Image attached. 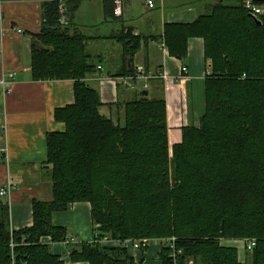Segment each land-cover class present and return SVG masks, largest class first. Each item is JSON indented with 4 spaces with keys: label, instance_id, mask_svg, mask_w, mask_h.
I'll return each mask as SVG.
<instances>
[{
    "label": "trees",
    "instance_id": "trees-1",
    "mask_svg": "<svg viewBox=\"0 0 264 264\" xmlns=\"http://www.w3.org/2000/svg\"><path fill=\"white\" fill-rule=\"evenodd\" d=\"M79 1L41 6L31 78L71 80L74 101L53 112L64 130L45 137L51 201H33L32 224L18 231L0 203V264H66L40 240L65 242L66 230L52 216L77 203L90 206L97 237L72 246L69 263L142 264L122 242L174 238L173 249L161 246V264H264V11L258 25L240 2L218 0L190 23L164 24L170 57L185 60L188 40L198 38L209 63L198 124L182 127L170 145L162 96L137 95L100 114L99 93L85 83L96 72L89 38L60 23L61 2L70 4L63 13L70 19ZM103 2L114 17V0ZM113 37L123 59L141 46L129 30ZM103 238L119 244L102 246ZM228 241L249 243L243 262Z\"/></svg>",
    "mask_w": 264,
    "mask_h": 264
},
{
    "label": "crops",
    "instance_id": "crops-1",
    "mask_svg": "<svg viewBox=\"0 0 264 264\" xmlns=\"http://www.w3.org/2000/svg\"><path fill=\"white\" fill-rule=\"evenodd\" d=\"M53 0H0V80L9 82L4 89L0 85V189L11 185L12 189L0 203L9 210L10 230L18 231L32 224L33 201L49 202L52 185L45 168V137L48 133L62 132L64 125L54 121L55 109L71 105L74 101L71 80L34 81L30 72V52L38 45L36 36L42 26L44 2ZM218 0H152L148 8L145 0H121V15L114 18L104 13L103 0H80L77 10L66 22L70 31L88 37L86 50L96 66V72L85 83L96 89L101 102L100 114L111 115L106 104L125 102L145 91L149 97L162 96L166 106L169 144L180 140L182 127L197 125L193 117V84L204 82L209 63L203 57V42L188 40V53L181 61L170 57L159 48L165 23H190L205 13ZM225 1V0H223ZM70 4H66L64 12ZM110 11V5L108 4ZM17 29L21 30L20 33ZM130 31L141 40L140 48L131 59H123V47L115 39L117 33ZM39 47V45H38ZM143 66L150 71L162 70L165 82L135 80L132 87L113 84L107 77H119L121 71ZM187 74L181 77V68ZM100 68V69H98ZM12 73V78L8 74ZM52 222L66 230L70 243H52V253L65 259L69 250L79 243L92 242L95 235L90 219V206L77 203L63 213L53 214ZM240 250L243 241H228ZM161 245L151 244L145 251L128 249V254L142 264H161L158 253ZM186 264H192L188 261Z\"/></svg>",
    "mask_w": 264,
    "mask_h": 264
},
{
    "label": "built area",
    "instance_id": "built-area-1",
    "mask_svg": "<svg viewBox=\"0 0 264 264\" xmlns=\"http://www.w3.org/2000/svg\"><path fill=\"white\" fill-rule=\"evenodd\" d=\"M223 1V0H221ZM225 1H229V0H225ZM237 2H240L241 5L243 6L244 10L254 19H257V16L262 15L263 11H264V0H236ZM65 2H61L60 6H59V14H61V18H60V23L65 25L66 21L64 18V5ZM145 4L148 8H152L153 7V2L152 0H145ZM121 5L122 2L121 0H114V10H113V15L114 17H119L121 15ZM2 20V15L0 13V21ZM17 32L20 33L21 30L17 29ZM159 48L160 50H162L163 52H167V49L164 45L163 42H161L159 44ZM100 69V68H98ZM181 77H183L184 75L187 74V68L186 67H182L181 68ZM13 74L9 73L8 77L12 78ZM167 79L166 73H164L162 70H156V71H150L145 69L143 66H137L133 72V74L129 75V76H120V77H107L106 80H108L109 82L118 85H122L125 87H132V82L135 80H141L144 82V88H146V85L149 81H153V80H161L163 82H165ZM0 85L6 89L9 87V82L6 81L5 79H1L0 80ZM12 189V186L9 184L4 188L0 189V197H5L9 191ZM95 239H96V234L94 235ZM174 238H168V239H161V240H126L124 242H122V246L126 247L127 250H133V251H145L151 244L153 243H159L161 246L162 245H167L169 246L171 249H173V245H174ZM70 243L68 240H66L65 242H63V244H67ZM99 244H101L102 246H117L119 243L117 241L108 239V238H103L101 240L98 241ZM245 249L249 250L250 249V245L248 244L247 246L245 245Z\"/></svg>",
    "mask_w": 264,
    "mask_h": 264
},
{
    "label": "rangeland",
    "instance_id": "rangeland-1",
    "mask_svg": "<svg viewBox=\"0 0 264 264\" xmlns=\"http://www.w3.org/2000/svg\"><path fill=\"white\" fill-rule=\"evenodd\" d=\"M203 90H204V87H203L202 81L199 84H195V83L193 84V117L195 120H198V121H199V117L202 115L203 107H204ZM248 244L249 243L247 244L239 243L238 244L240 249H242V252L240 250L241 255L239 256L241 262L244 261L243 251H244L245 245L247 246ZM225 245L232 246V244L230 243H225Z\"/></svg>",
    "mask_w": 264,
    "mask_h": 264
},
{
    "label": "water",
    "instance_id": "water-1",
    "mask_svg": "<svg viewBox=\"0 0 264 264\" xmlns=\"http://www.w3.org/2000/svg\"><path fill=\"white\" fill-rule=\"evenodd\" d=\"M253 20H254V22H255L256 24H258V25L260 24V22H259L258 20L254 19V18H253ZM142 95H146V92L143 91V92H142Z\"/></svg>",
    "mask_w": 264,
    "mask_h": 264
},
{
    "label": "bare ground",
    "instance_id": "bare-ground-1",
    "mask_svg": "<svg viewBox=\"0 0 264 264\" xmlns=\"http://www.w3.org/2000/svg\"><path fill=\"white\" fill-rule=\"evenodd\" d=\"M66 258H68V256L66 257ZM68 260V259H67ZM63 261L65 262V259L63 258Z\"/></svg>",
    "mask_w": 264,
    "mask_h": 264
}]
</instances>
